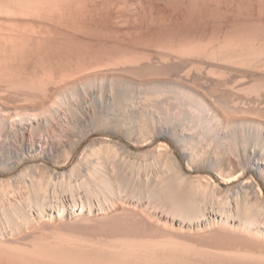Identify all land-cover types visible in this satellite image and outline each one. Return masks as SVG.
Returning <instances> with one entry per match:
<instances>
[{"label": "bare ground", "instance_id": "bare-ground-1", "mask_svg": "<svg viewBox=\"0 0 264 264\" xmlns=\"http://www.w3.org/2000/svg\"><path fill=\"white\" fill-rule=\"evenodd\" d=\"M46 1L0 0V24H5L4 28L0 25V234H10L9 238L1 234L0 264H264L262 249L257 251L258 246L246 245L250 238L253 242V238L259 243L264 241L257 238L264 235L263 77L255 80L254 86H249L251 89L242 88L256 96L250 105L244 104L245 95L244 101L232 95L235 86L225 90L229 83L213 79V69L214 74L210 75L209 70V77H202L203 72L190 74L191 70L184 71V67L180 69L182 73L174 71L178 67L170 69L174 66L168 62L143 64V70L153 67L155 73L156 69L161 74L177 72L174 79L169 74L165 80L157 81V87H150L151 81L134 82L129 89L100 76L94 81L88 78L66 85L63 93H49L43 78L63 79L72 75L78 70L80 59H75L78 64L68 60L70 64H61L53 73L49 71L52 64L48 69L50 63L43 58L31 65L32 54L37 57L39 50L36 48L35 52L38 46L31 45L30 40H35L36 35L29 26L40 17L38 14L44 15L45 10L51 9L54 1ZM255 54H247L246 61L255 62ZM223 91L227 93L223 95ZM24 124L34 130L27 137ZM97 130L103 136L89 140ZM161 136L168 137L179 148L178 155L186 168L170 143L159 141L149 149L153 154L150 153L156 159L166 157L174 170L169 174L167 170L166 175L159 173L150 188L146 187L145 192L142 189L144 194L139 189L146 181L140 180V175L136 181L116 178L113 185L107 178V166L122 162V157L117 160L119 154L132 155L130 143L150 144ZM83 144L74 165L65 170ZM129 162L126 163L131 165L135 161ZM136 166L129 167L134 171L141 169ZM131 169L126 170L132 173ZM185 170H206L209 175H196L194 180L189 179V185H184L188 184L187 177L182 175ZM84 195L87 206L82 202ZM107 209H112L111 216L115 218L110 226L114 234L104 241L70 240L57 235L58 231L46 234L42 227L56 220L64 221L71 211L78 218L84 214L85 219L81 220L90 219L92 223L98 215L93 216L95 210L105 214ZM111 216L102 215L106 220L102 223L109 224ZM215 232L239 241L196 242ZM28 236L32 237L29 241Z\"/></svg>", "mask_w": 264, "mask_h": 264}, {"label": "rangeland", "instance_id": "rangeland-1", "mask_svg": "<svg viewBox=\"0 0 264 264\" xmlns=\"http://www.w3.org/2000/svg\"><path fill=\"white\" fill-rule=\"evenodd\" d=\"M50 1L52 2V0ZM50 1L48 0L46 2L51 3ZM53 1H54L52 2L53 4L51 3L52 5H54V3L56 4L58 1H59L58 2L59 5L58 6L56 5L55 8L54 7L52 8L51 5V9H50L49 8L50 4H48L49 11H47L48 9L45 10L44 15L42 11H40L42 13L39 12L41 15L38 14L40 17L43 16V19L38 16L39 17L38 19L39 20L41 19L42 21H39L36 18L34 20L35 24L32 23L33 25L31 24V26H29L30 28L33 27L32 29L33 31H35L34 35H36V38L33 37L35 38L36 41L34 39H31L30 42L32 41V44L29 42V45L30 44L34 46L37 45L38 47L35 46L34 51L36 50V48L39 50V51L36 50L37 52L35 51L37 53L35 55H37L39 59L36 56H34L33 53L31 59L32 62L30 63L31 65L34 64L33 66H35V64H37V62H40L41 60L43 61L45 60L44 61L45 63H47L48 61L50 64L48 63L49 65H47V68L52 64V67H50V69L48 68L50 72L52 70H56L58 67L59 70L60 67L63 66V64L65 65L66 63L67 65L68 60L72 61L71 59H73V62H76V60L78 62V58H79L80 60L78 63L80 65H78L79 68L77 67L78 69L77 71L75 69V73L73 74L71 73L72 75L63 77V79L59 77H54L51 79L43 78L45 82H47L46 86L50 90L49 93L50 92L52 93V91L54 90H58L59 92L63 93L65 91L64 87L66 85L70 86L80 80L82 81L86 79L88 80V78L89 80L94 81L96 77H100V76L105 77L106 81L108 80V81H115L118 83H122L124 84L125 88H129V89L131 88L130 87L131 85H134L132 84L134 82L144 83L151 81L152 85L149 86L157 87V83L159 82V80H165L169 74H170L169 77L174 79L173 75L174 74L177 75V72L174 71L176 70L178 71L184 67V71L185 70L187 71V69L191 70L190 74H192V72H194L193 74H196L195 72H199V74L200 72H203L202 75L200 74V76L202 77H206L207 74L209 77V70L213 69L215 74L214 72H212V70L210 73V75L214 74L211 76L213 79H220L221 81L220 80L219 81L221 83L222 81L225 84L229 83V85L227 84L228 86H226L225 90H228V87L231 88V86L233 87L235 86L234 88H237L238 90L243 92V93L239 92L241 95L240 96L239 93H237V89L236 92L235 89H233V87H232L233 90L231 89L232 95L235 96V98L236 97L243 98L245 95L244 98L246 99V101H244L245 100L244 98L242 99L245 105H250V103L252 104L254 99H256V96L254 98L255 94H251V92H248V90L246 89L243 90L242 88L249 86L253 87L254 84L256 83L255 80H258L261 77H263L264 79V0H53ZM58 7L59 9H57ZM45 19H47L48 21H46ZM0 25L2 27V24ZM4 25L5 24H3L2 28L5 27ZM22 25H24V23ZM37 35L39 36L38 39H37L38 37ZM44 36L48 39H46ZM252 49L255 50L257 54V55L255 54V56H257L258 59L255 62L250 60L246 61L248 59L246 58L247 54L249 55L250 52H252L253 54L255 53L253 52ZM248 51L249 53H247ZM217 52H221V54ZM233 52L235 53V55ZM46 53L47 56H45ZM90 54L92 55V57ZM62 55L64 57H62ZM74 55L77 57H75ZM237 55L240 56L236 57ZM40 58L43 59L40 60ZM53 58L59 64L55 63L56 61H53L54 60ZM34 59L36 60V62ZM89 60L96 66L95 65L92 66L93 64ZM15 62L17 63V61ZM83 62L84 65H82ZM85 62H87L88 64ZM148 62L149 63L151 62V64L155 63L154 65L164 62L166 64L168 62L169 64L170 63L172 64L171 66H174V67H169L170 69L173 68L174 70L175 67L178 68H175L174 71L171 70L172 72L169 71L168 72L169 74L157 73L158 72L157 69L155 73V70L154 72L152 71L153 67H151V69L145 68L146 70L145 69L143 70L144 65L148 64ZM89 64L92 67H89ZM86 65L87 67H89V69L85 67ZM33 66H30V69H33ZM83 66L85 67V69ZM139 66L142 68H140ZM140 69L141 71H143L142 73ZM53 72L55 71H52L51 73ZM146 73H148V75ZM180 73H182V71ZM175 77L178 78V76ZM224 86L222 85L220 87L224 89ZM78 89L81 90V87L79 86ZM223 92H224L223 95L227 93L225 91ZM231 92L229 93L231 94ZM252 93L254 92L252 91ZM246 96H248L249 98L248 97L246 98ZM256 103L260 106H263L264 98L262 100L263 105L259 102ZM247 114L252 115V113H244L243 115H247ZM233 116L235 118L239 117L235 115ZM35 124H36L35 122H32L33 126H35ZM24 130H25L24 135L26 137L30 133L34 132V130L29 124H24ZM97 131H95L92 135L89 136V140L91 138L103 136L102 134H100L102 133L101 130H97ZM159 141L169 142L170 145L173 147L175 153L178 155L179 148L166 136H161L159 139H156V141H154L153 143L142 144L140 146H136L130 143L129 147L131 148L130 150L132 152V155L127 154L126 156L124 153H122L121 156V154H119L120 157L119 155L115 156L117 158L119 157L118 159L117 158L116 159L119 162V159L122 157L123 161L117 163V165L110 163L109 166H107L108 168H106V170L108 169L109 171L111 170L114 172V170L116 171V169L119 167L118 169H120L121 171L120 170L118 171H120L121 174L119 173L118 175V171L117 173L114 172L115 175L117 174L116 177L111 171L109 172L107 170L108 173H110V175L107 173L108 175L107 178L110 177L109 179L112 181L113 185L116 184L115 183L117 180L116 178H120V177L126 178L129 181H131L132 179H133L132 181H136V179L138 178L142 181L145 179L144 181L146 182H142V187L139 189L140 193L143 191L145 192L148 189L146 187L150 188L151 185L154 184L153 182H155V179L157 178V175L159 173L163 171V173H165L166 175L167 173L169 174L170 171L174 170L172 162H169V160L166 159V157L163 158L161 156L162 158L161 157L157 158L158 159L157 161V159L154 158L152 155L153 152L149 150L150 148H153ZM83 147L84 144L77 149L73 158L64 168L65 170H68L74 165L75 160L79 156V153L81 152ZM178 157H180V155H178ZM35 161L37 163L40 162L39 159ZM49 161L50 160H46L45 162H47L48 165H52V162ZM127 161L128 163H131L129 161H133V162L135 161L137 163V166L136 164H134L135 162L130 165L126 163ZM166 161L168 163H166ZM179 161L186 168L187 165L184 159L180 157ZM138 163L140 165H138ZM112 165L116 166V167L113 166V168L116 169L113 170L111 167ZM126 165L128 167L132 166L133 169L135 168V166L136 169L137 168L139 169V167L141 169L140 170L135 169L136 171H134L133 169H131L132 167L127 168ZM167 165L169 167H172L170 168L171 170H169V167ZM143 167L145 168V170L143 169ZM126 169L133 170L132 173L134 172L133 174L134 176L131 175L132 174L130 173L131 171H127ZM58 170H62V169H58ZM124 171L127 172V173L125 172L126 176L127 177L130 176L131 178L125 177ZM137 171L140 174L137 173ZM145 172H147L148 174ZM17 173L18 172H16V174ZM210 174L215 178V174L213 172ZM182 175L183 177H187L188 184H184V185H189L190 180L191 179L194 180L193 178H195L196 175L197 176L202 175L201 177H204L206 175H209V173L206 170H201V171L185 170L182 171ZM148 179L150 180L149 182H147ZM219 179L222 180L220 176H218V180ZM142 189L145 190L142 191ZM84 198H86L85 195L82 198L83 203L85 202V200H87ZM86 202L84 203L85 205L87 204ZM92 202L95 203L96 201L93 199ZM79 206L81 205L78 204V207ZM112 209L105 210V214H100L101 213L100 211L95 210L93 216L96 215L97 213L98 215L96 216L99 217L101 215L100 216L101 219L98 218L99 219L98 220L97 217L94 216L96 220L93 219L91 220L92 223L94 222L93 224L90 222V219H88L89 221L87 219H86L87 221L81 220L82 218H84L85 216L84 214L82 218L81 217L78 218L79 216L75 214L76 212L71 211V214L69 216H66L64 221L61 220L63 224H61L62 223L61 221L59 222L56 220L57 221V222L55 221L56 223L53 222L52 225L48 226L46 224L45 226L42 227H44L45 229L44 231L47 232V233L45 232L46 234L56 233L58 231L57 235L59 236L61 235V237L65 236V238H71L70 240L75 239L76 241L78 239L80 240L83 239L85 242H89L92 240L104 241L105 239L110 238V236L114 234L110 232L111 229H113L112 227L110 228V226H113L112 223L115 219L114 216H111L113 215ZM106 214L108 217L111 216V220H109L111 224L108 222L109 224H105L106 225L105 226L103 223L106 220L102 217V215L105 216ZM93 216L91 215V218H93ZM78 221L81 222V225H79L80 223ZM77 223L79 224L77 225ZM95 223H97V225ZM54 227L56 230L54 229ZM98 227H100V229ZM63 228L66 230H63ZM76 228L78 231L76 230ZM60 230L63 232H61ZM36 232L34 234H38ZM3 233L1 234H3L4 237L8 235L9 236L6 238L10 237V234L7 231L6 233L5 232ZM67 233L71 235H68ZM217 233H218L217 235L216 232L213 233L212 234L213 236L211 235V237L210 236L206 237V239L204 237L202 239H197L196 242L198 243L202 242L201 244L204 243L209 244L214 242L217 243V241L220 242L223 240H227L225 241V243H228V241L231 240L232 242L239 241L237 238L230 237V235L227 234L224 235V233L222 235L221 232L220 234L219 232ZM1 234H0V238H1ZM30 234H33V232ZM260 236L263 237L264 235L261 234ZM260 236H258L257 238H260V240L258 241L262 242L264 240V237L262 238ZM29 238L30 237L28 236L27 237L28 241ZM30 239H32V237ZM250 239L251 240H249L248 243L246 242L247 247L256 248V246H258V248L255 250L258 251L262 249L261 251L264 252L263 250L264 248L260 247V245L264 247V241L263 243H259L256 242L257 240L256 238H253L255 242L254 244L252 238Z\"/></svg>", "mask_w": 264, "mask_h": 264}]
</instances>
